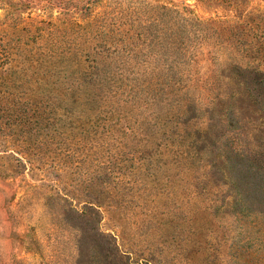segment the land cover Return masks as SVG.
<instances>
[{"label": "rangeland", "instance_id": "rangeland-1", "mask_svg": "<svg viewBox=\"0 0 264 264\" xmlns=\"http://www.w3.org/2000/svg\"><path fill=\"white\" fill-rule=\"evenodd\" d=\"M0 264H264V0H0Z\"/></svg>", "mask_w": 264, "mask_h": 264}]
</instances>
